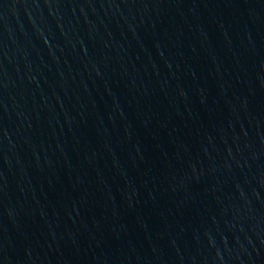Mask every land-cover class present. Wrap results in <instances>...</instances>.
I'll use <instances>...</instances> for the list:
<instances>
[{
  "label": "water",
  "instance_id": "95a60500",
  "mask_svg": "<svg viewBox=\"0 0 264 264\" xmlns=\"http://www.w3.org/2000/svg\"><path fill=\"white\" fill-rule=\"evenodd\" d=\"M0 264H264V0H0Z\"/></svg>",
  "mask_w": 264,
  "mask_h": 264
}]
</instances>
